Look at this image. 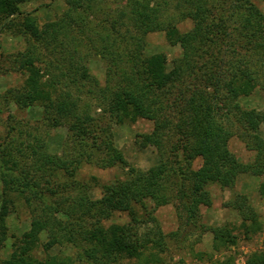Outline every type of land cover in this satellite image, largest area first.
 <instances>
[{"label": "trees", "instance_id": "obj_1", "mask_svg": "<svg viewBox=\"0 0 264 264\" xmlns=\"http://www.w3.org/2000/svg\"><path fill=\"white\" fill-rule=\"evenodd\" d=\"M29 1L0 0V30H10L26 44L11 56V63L27 74L20 86L0 91V101L20 108L38 106L44 114L34 128L11 112L6 120L14 125L5 124V136L0 135V248L11 209L21 205L31 220L29 234L15 238L13 252L0 264H39L34 250L42 232L54 240L63 234L76 251L75 260L53 258L47 264H117L149 247L164 251L166 235L153 215L156 209L176 199L190 224L202 206H211L212 185L233 188L241 175L264 177V139L256 134L264 124V111L245 110L238 103L260 86L257 68L264 64V18L256 17L252 0H178L175 14L168 12L169 0H67L66 12L43 25L21 11ZM118 2L124 3L123 10L116 9L113 16L119 21L112 22L106 11ZM95 12L107 18L99 22V47L86 38L84 29L87 14ZM187 19L192 28L181 32L178 24ZM157 32L182 48L171 70L165 54H144L145 36ZM125 36H130L128 41ZM85 40V47L106 63L103 85L90 74L89 55L82 56ZM45 55L59 56L50 77L35 69ZM94 93L115 124L135 122L143 113L153 119V130L142 135L137 146L161 150L157 165L142 170L128 164L107 137L105 117L92 114L85 97ZM42 126L67 128L61 155L47 151ZM234 127L254 152L249 163L239 161L229 148ZM170 132L178 137L172 167L162 152ZM196 159L202 164L194 170ZM87 164L121 166L124 178L101 183L92 177L82 184L77 176ZM97 187L100 198L91 194ZM260 192L264 194V184ZM227 205L241 216L247 232L259 229L246 196L237 195ZM137 207L145 211V219L138 216ZM117 212L128 213L134 224L151 221L155 227L145 234L120 225L104 227L102 222ZM210 230L215 251L237 242L225 226ZM212 264L234 262L225 258ZM246 264H264V251L250 254Z\"/></svg>", "mask_w": 264, "mask_h": 264}, {"label": "rangeland", "instance_id": "obj_2", "mask_svg": "<svg viewBox=\"0 0 264 264\" xmlns=\"http://www.w3.org/2000/svg\"><path fill=\"white\" fill-rule=\"evenodd\" d=\"M67 0H31L21 5V11L32 15L39 25L54 21L61 17L68 9ZM238 1V0H237ZM244 0H240L242 2ZM258 10L257 18H264V0H252ZM170 7L168 12L175 14L176 4L178 0H169ZM229 4L236 6L235 1ZM123 2L110 6L106 14L110 16L112 22H118V16H113L116 9L123 10ZM231 7L229 6V9ZM109 12V13H107ZM229 12L226 10L225 14ZM262 18V19H263ZM105 14L100 12L88 13L84 29L86 30V38L93 42V46L99 47L98 35L101 31L99 22L106 20ZM181 32H187L192 28L190 20H182L178 24ZM123 32L125 28H122ZM122 32V33H123ZM130 36H125L128 41ZM86 41L83 43L81 50L82 56L89 55L90 74L97 79L102 85L105 83L106 63L97 55L96 51H91L85 47ZM146 56H152L163 53L167 56V69L173 68V62L182 54V48L179 45H170L163 32L151 33L145 36ZM84 42V41H83ZM26 47L23 38L15 36L10 30H0V91L5 93L7 90L20 86L25 78V73L17 72L12 62V57L18 52L23 51ZM35 65V69L40 71L44 76H53L55 72V62L59 56L50 57L45 55ZM260 86L253 94L247 97H241L238 100L240 106L245 110L255 109L264 111V64L258 65ZM89 101L94 116L105 117L103 127H109L108 139L112 144L124 155L128 164L132 167L146 170L160 161V151L151 146L145 149H139L138 140L142 135L150 133L153 130V119L146 114H142L135 122H126L125 124H115L107 116L103 109L106 108L102 99H97L96 93L91 97H85ZM100 106V107H98ZM12 112V113H11ZM13 114L18 121L27 123L34 128L37 126L36 121L43 119L44 114L38 106L30 108H20L15 104L8 106L4 101H0V135L4 134L6 120L8 114ZM6 124V125H5ZM5 125V126H4ZM40 127V126H39ZM42 134L46 137L47 151L51 154L61 155L64 143L67 140L68 130L65 126L57 128H48L42 126ZM234 137L229 143L230 150L237 156L238 160L243 163H249L254 159V152L249 150L246 142L242 139L239 129L233 128ZM256 134L264 139V124L257 130ZM5 136V135H2ZM177 134L170 132L165 139L162 152L164 159L168 165L172 167L176 161L175 146L177 145ZM162 153V154H163ZM181 158L182 155L180 156ZM202 164L201 159L193 162L192 168L197 170ZM125 169L121 166L112 168H103L96 164H87L82 167L77 176V180L85 184L91 182V178L95 177L101 183H108L115 179L124 178ZM264 184V177L258 178L250 174L241 175L233 188H223L219 185H212L209 188L212 204L210 207L202 206L199 210V216L189 222L180 211L179 202L172 199L171 202L159 207L154 211V217L162 232L166 235L164 251L149 247L148 250L141 252V255L135 258H122L117 264H212L213 262L222 261L225 258H231L234 264H246L247 257L255 252L264 251V194L260 192L261 186ZM94 198L101 197V189L95 188L91 191ZM237 195H244L248 198L250 204L256 211L259 223V229L256 232H249L243 228L242 218L238 212L228 203ZM148 210L153 209L151 200L146 201ZM140 218L145 219V211L136 208ZM182 217V218H181ZM30 216L21 205L11 209L8 218L7 237L0 248V263L7 260L13 252V243L15 238H21L30 232ZM103 226L108 228L112 225H120L132 231V233L145 234L154 229L155 223L149 221L146 223L134 224L128 213H114V215L106 221L102 222ZM225 226L232 230L237 236V242L233 246L221 251H215L213 244V234L211 228ZM248 226H251L248 223ZM250 228V227H249ZM63 235V234H62ZM52 238L47 232H42L36 239L34 255L39 264H47V260L53 258H72L76 259V251L74 248L62 238ZM153 261L147 263V260ZM75 264H80L77 260ZM84 264V263H81Z\"/></svg>", "mask_w": 264, "mask_h": 264}]
</instances>
